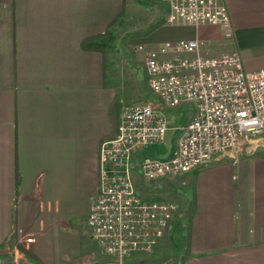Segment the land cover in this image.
I'll use <instances>...</instances> for the list:
<instances>
[{"label":"crops","instance_id":"crops-1","mask_svg":"<svg viewBox=\"0 0 264 264\" xmlns=\"http://www.w3.org/2000/svg\"><path fill=\"white\" fill-rule=\"evenodd\" d=\"M220 1L228 9L231 35H224L218 23L182 25L164 20L147 35L132 37L129 42L156 46L167 40L198 38L210 44L213 55L237 51L253 68L263 66L264 0ZM132 2L137 0H0V237L9 238L11 252L20 231L33 230L41 218L47 232H55L56 221L65 222L58 215L64 198L49 190L58 160L45 151L53 150L49 145L53 135L61 132L59 136L66 142L65 135L75 132V85L108 84L107 33L119 29ZM150 2L155 5L156 20L166 19L168 5L159 14L158 5ZM91 38L98 46L84 48V41ZM115 97L108 101L107 113ZM108 131L106 118L104 129L94 133L99 152L90 154L88 167L80 168L85 180L96 177L88 201L98 189V153ZM176 145H160L150 156H169ZM261 149L238 155L226 150L191 169L193 177L186 187L193 186L195 205L190 254L182 264H264ZM55 151L68 157L66 168L69 158L74 161L67 144L62 151ZM143 157L139 153V158ZM73 169L80 180L76 167ZM188 203L187 197L185 213H174L165 235L172 233L177 215L187 223Z\"/></svg>","mask_w":264,"mask_h":264},{"label":"built area","instance_id":"built-area-1","mask_svg":"<svg viewBox=\"0 0 264 264\" xmlns=\"http://www.w3.org/2000/svg\"><path fill=\"white\" fill-rule=\"evenodd\" d=\"M162 1L168 5L169 23H218L224 35L233 33L227 6L220 0ZM133 49L143 54L148 84L159 100L166 107L189 102L193 111L185 125L176 126L172 154L139 158L142 146L165 141L170 121L151 100L122 104L116 135L101 144L99 185L90 196L87 225L105 256L96 264H150L131 257L161 241L177 209L175 202L141 196L135 167L146 180L188 171L234 147L245 134L264 133V65L253 68L237 51L213 55L210 44L198 38L156 46L138 41ZM37 224L20 231L11 255H0V264H26L25 255L34 248L44 250L47 241L54 256L64 258V242L46 231L44 218Z\"/></svg>","mask_w":264,"mask_h":264},{"label":"rangeland","instance_id":"rangeland-1","mask_svg":"<svg viewBox=\"0 0 264 264\" xmlns=\"http://www.w3.org/2000/svg\"><path fill=\"white\" fill-rule=\"evenodd\" d=\"M154 2L156 6L158 5L159 14L162 13L167 3L162 0H154ZM131 4L130 11L127 7L122 22L119 23V29L115 30L113 28L112 31L108 30L107 33L105 48L107 50L106 71L109 77L108 84L94 85L93 82L92 84L86 82L82 85H75V132H73V135H70V133L65 135L68 136L66 142H63L60 138L59 135L62 137L61 132L59 135H53L51 144H49L53 150L45 151L46 154L51 155L54 161L58 160V166L51 173L49 190L53 195L63 197V201H65V204L62 203L61 211L58 212L59 217L65 219V222L56 221L55 232L48 230V233L61 239L68 250L65 258H56L53 254L52 244L47 241L44 250L39 251L34 248L29 251L39 256L45 264H71V260H76L77 263L75 264H96L105 257L97 241L92 238L87 225L90 201L86 197L90 193V189L95 188L96 177L85 180V174L80 168L85 165L88 167L87 162L90 154L99 152V145L95 142L97 136L94 133L100 127L104 129L106 118H108L110 128L113 129L119 103L121 109L122 104H135L150 99L157 107L162 108L172 123L173 127L168 130L165 141L142 146L139 149L141 156L154 155L155 150L160 145L169 143L175 145L178 137V128L175 126L181 125L183 121H188L193 111V106L189 102L174 107H166L148 84L147 77L143 72L144 64L141 62V53L125 46L124 39L127 33L144 27V25L155 21L157 17L155 5L153 6L150 0H137L136 4L134 2ZM129 41L130 39L127 40L126 44L132 48L134 40ZM112 96L116 97L110 106L108 105L109 113H107L106 107ZM262 142L264 143V133H249L241 137L234 147L226 150L231 149V154L237 155L241 152L244 154L245 150L248 152L251 150L258 151L262 148L261 150L264 151ZM66 144L69 157L73 152L71 158L74 159L72 161L69 158L68 168L65 165L68 158L66 154L55 151H62ZM224 151L216 154L219 155ZM72 167H76L80 180L75 177ZM85 173L89 172L85 170ZM133 177L137 191L141 196L150 200L175 202L177 205L175 213H185L187 205L185 188L189 185L188 182H191L193 170L164 174L146 180L142 177L140 168L135 167ZM66 198L67 200H65ZM186 228H188L187 223L183 222L181 217L177 215L171 234L164 235L161 241L150 251L135 253L131 258L140 259L142 262L150 264H178L180 255L186 250ZM2 251H7V253L4 254ZM10 254L9 238L6 239V236L0 237V255L8 257ZM29 258L33 262H38L33 257ZM26 264L31 263L26 262Z\"/></svg>","mask_w":264,"mask_h":264},{"label":"trees","instance_id":"trees-1","mask_svg":"<svg viewBox=\"0 0 264 264\" xmlns=\"http://www.w3.org/2000/svg\"><path fill=\"white\" fill-rule=\"evenodd\" d=\"M164 20H167V18L165 19V16L164 17H161L160 19H157L156 21H154L152 23H149V24L145 25L144 27H142L140 29H137V30H134V31L130 32L128 35H126V38L124 39L125 46L127 48H130L132 50L133 49V46L131 48V46H128V44H126V42H127L128 39H130L132 37H140V36L147 35L151 31H153L155 28H157L160 25V23H162ZM97 42H98L97 40H94V39L91 38L89 41L88 40L84 41V43L82 44V46L84 48H89V49L96 48L98 46ZM144 67H145V65H144ZM145 75L147 77L146 68H145ZM120 105L121 104L119 103V105L117 106V118H116V122L114 124V127H113V129L110 128V131H108V133L103 137L102 141L104 139H108V138H111V137H113V136L116 135V132H117V129H118V124H119V121H120V118H119ZM186 123H187V121L186 122L183 121L181 125L183 126ZM185 195L188 197V200H189L188 209H187L188 210V215H187V227L188 228H186L187 238L185 240V248H186V250L180 255V257H179V263L178 264H182L185 261V259L190 254V238H189V236H190V228H191V221H192L191 218H192V215H193V209H194V205H195V196H194L193 186L192 187H186L185 188ZM29 257H33L38 262H33ZM24 261H25V263L26 262H29L31 264H39V263L45 264L40 259L39 256L35 255L34 253H30V252L27 253V255H25ZM75 263H77L76 260H71V264H75Z\"/></svg>","mask_w":264,"mask_h":264}]
</instances>
